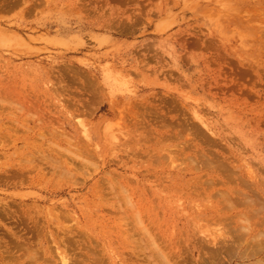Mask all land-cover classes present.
Here are the masks:
<instances>
[{"label": "rangeland", "instance_id": "374dc122", "mask_svg": "<svg viewBox=\"0 0 264 264\" xmlns=\"http://www.w3.org/2000/svg\"><path fill=\"white\" fill-rule=\"evenodd\" d=\"M263 204L264 0H0V264H222Z\"/></svg>", "mask_w": 264, "mask_h": 264}, {"label": "bare ground", "instance_id": "6f19581e", "mask_svg": "<svg viewBox=\"0 0 264 264\" xmlns=\"http://www.w3.org/2000/svg\"><path fill=\"white\" fill-rule=\"evenodd\" d=\"M84 89V88H83ZM87 90V89H86ZM137 111H139V110H137ZM130 113V112H129ZM120 114V113H119ZM122 114H124V113H122ZM122 114H121V116H122ZM137 114V113H136ZM131 115V114H130ZM129 115V116H130ZM134 116V115H133ZM139 116V115H138ZM131 117V116H130ZM140 117V116H139ZM141 119V118H140ZM128 120V119H127ZM134 122V121H133ZM141 123V122H140ZM135 124V123H134ZM147 125V124H146ZM125 126V125H124ZM162 126H164V125H162ZM146 127H148V126H146ZM131 128V127H130ZM133 128V127H132ZM134 129V128H133ZM147 129V128H146ZM145 131V130H144ZM139 132V131H138ZM149 132V131H148ZM159 132V131H158ZM130 135V134H129ZM165 136V135H164ZM128 140V139H127ZM149 142V141H148ZM140 146V145H139ZM127 148V147H126ZM142 148V147H141ZM96 150V149H95ZM94 150V151H95ZM74 151V150H73ZM72 152V151H71ZM84 152V151H83ZM132 152V151H131ZM76 153V152H75ZM82 153V152H81ZM130 153V152H129ZM139 153H140V151H139ZM138 153V154H139ZM83 154V153H82ZM88 155V154H87ZM91 155V154H90ZM89 156V155H88ZM222 156V155H221ZM84 157V156H83ZM92 157V156H91ZM52 159V158H51ZM54 159V158H53ZM85 159H86V157H85ZM89 160V159H88ZM155 160V159H154ZM61 161V160H60ZM64 161V160H63ZM68 161V160H67ZM92 161V160H91ZM54 162V161H53ZM80 162V161H79ZM85 162V161H84ZM221 162V161H220ZM83 163V162H82ZM222 163V162H221ZM220 163V164H221ZM82 165V164H81ZM219 165V161H218V164H217V166ZM59 166V165H58ZM86 166V165H85ZM207 166V165H206ZM225 167L226 165H222V167ZM78 167V166H77ZM84 167V166H83ZM87 167V166H86ZM208 167V166H207ZM224 167L222 168V170H221V173H222V171H223V169H224ZM215 168V167H214ZM53 169V168H52ZM247 169H248V167H247ZM252 169V168H251ZM55 170H57V169H55ZM78 171V170H77ZM40 172V171H39ZM224 172H226V171H223V173ZM230 172H232V171H230ZM229 172V176L231 175V173ZM248 172V171H247ZM252 172V171H251ZM20 173V172H19ZM218 173H219V171H218ZM254 173V172H253ZM58 174V173H57ZM62 175V174H61ZM223 175V174H222ZM226 175V174H225ZM227 175H228V171H227ZM225 176V177H228V176ZM43 177H44V175H43ZM65 177V176H64ZM211 177V176H210ZM222 177H224V175L222 176ZM231 177V176H230ZM244 177V176H243ZM41 178V177H40ZM219 178V177H218ZM254 178V177H253ZM232 181H234V178H230ZM250 179V178H249ZM35 180V179H34ZM213 180V179H212ZM211 179H209V180H207V182H211L212 181ZM225 180V179H224ZM242 180H244V179H242ZM248 180V179H247ZM177 181V180H176ZM214 181V180H213ZM223 180H219V182H222ZM226 181V180H225ZM260 181V180H259ZM206 182V183H207ZM228 182H230V181H228ZM208 183V186H210V184ZM215 183V182H214ZM223 183H225V182H223ZM223 183H221V184H223ZM232 183V182H231ZM242 183V182H241ZM33 184V183H32ZM122 184V183H121ZM203 184H205V183H203ZM212 184H213V182H212ZM216 184H217V182H216ZM226 184V183H225ZM250 184V183H249ZM255 184V183H254ZM205 185H207V184H205ZM214 185V184H213ZM234 185H235V183H234ZM195 186V185H194ZM214 186H216V185H214ZM124 187V186H123ZM173 188V187H172ZM178 188V187H177ZM217 187H215L214 189H216ZM205 189H207L208 191H209V188L207 187V188H205ZM219 189V188H218ZM254 190V189H253ZM219 191V193L220 194H222V189L221 190H218ZM131 192V191H130ZM207 192V191H206ZM214 192H216V191H214ZM208 193V192H207ZM210 193H213V192H210L209 191V194ZM218 193V192H217ZM223 194H224V192H223ZM228 194V193H227ZM227 194H225V196L227 195ZM116 195V194H115ZM230 195H231V193H230ZM119 196V195H118ZM102 198V197H101ZM121 198V197H120ZM223 197H222V195H221V199H222ZM242 199V198H241ZM246 199V201L248 200L247 198H245ZM147 201V200H146ZM250 201H252V200H250ZM248 202V203H252V202ZM241 202H243V203H247V202H244V201H241ZM149 203V202H148ZM259 203H261L260 201H259ZM258 203V204H259ZM229 204V203H228ZM221 205V204H220ZM227 205V204H226ZM248 205V204H247ZM216 206V205H215ZM221 206H223V205H221ZM260 206H264V204L263 205H260ZM146 207V206H145ZM230 207V206H229ZM259 207V206H258ZM211 208V207H210ZM261 208V207H260ZM209 209V208H208ZM232 209V208H231ZM218 210H220V208H218ZM14 211V210H13ZM213 211V210H212ZM231 211V210H230ZM257 211H259V208H258V210ZM228 212H229V209H228ZM214 213V212H213ZM233 213V212H232ZM235 213V212H234ZM242 213V212H241ZM217 214H219V213H217ZM221 214V213H220ZM223 215L225 214V213H222ZM239 214H240V212H239ZM138 216V215H137ZM219 216V215H218ZM229 216H231L230 214H229ZM124 217V216H123ZM216 218H217V216H215ZM225 217V216H224ZM231 217H235V216H231ZM239 218L238 219H240V218H245V216H242V215H239L238 216ZM90 218V217H89ZM145 218V217H144ZM147 218V217H146ZM203 218V217H202ZM207 218V217H206ZM210 217L208 216V219H209ZM212 218H214V216H212ZM211 218V219H212ZM215 218V219H216ZM121 219V218H120ZM200 219V218H199ZM220 219H224L223 217H220ZM227 219H228V217H227ZM247 219V218H246ZM246 219H244V220H246ZM249 219V218H248ZM201 220V219H200ZM218 220H219V217H218ZM217 220V221H218ZM226 220V219H225ZM212 221V220H211ZM243 221V220H242ZM249 221V220H248ZM250 222V221H249ZM130 223V222H129ZM241 223V222H240ZM246 223V222H245ZM252 224V223H251ZM258 224H259V222H258ZM123 225V224H122ZM223 225V224H222ZM221 225V226H222ZM238 225H240V226H238ZM250 225V224H249ZM249 225H243V224H238V221H236V224L235 225H233L232 227H230V232H231V234H232V236L235 238V240H234V242L233 243H236V242H238L240 239H242V241L241 242H238L239 243V246H236V250L235 249H233L234 248V246H226V249L228 248L229 250V252H228V255L226 256L228 259L227 260H225L222 264H233L235 261H237V263L236 264H264V238H262V236H264V230H259L258 232H256V234H254V231H256V230H253L252 229V232L253 233H250V234H245V231H244V233H243V229L244 228H249ZM263 225V224H262ZM151 227V226H150ZM218 227V226H217ZM153 228V227H152ZM207 228V227H206ZM212 228V227H211ZM64 229V228H63ZM130 229V228H129ZM214 229H216V228H214ZM222 229V228H221ZM255 229V228H254ZM76 230V229H75ZM208 230V229H207ZM217 230V229H216ZM218 230H220V229H218ZM40 231V230H39ZM47 232V231H46ZM66 232V231H65ZM207 232V231H206ZM217 231H215V233H216ZM247 232H248V230H247ZM261 232V233H260ZM25 233V232H24ZM39 233V232H38ZM220 232H218V234H219ZM43 234V233H42ZM217 234V235H218ZM221 234H222V232H221ZM224 234V233H223ZM222 234V235H223ZM74 235H76V234H74ZM212 235H216V234H212ZM216 235V236H217ZM220 235V234H219ZM130 236V235H129ZM216 236L214 237V240L211 238L210 240V243L209 244H212V246H208L207 244V247H208V252H209V258H207V263L209 262V263H211L212 261V256L214 255V254H217L218 252L220 253L221 252V250H222V247H221V249H220V245L222 244L220 241L221 240H219V239H217L216 238ZM221 236V235H220ZM236 236V237H235ZM157 237V236H156ZM155 237V238H156ZM204 237V236H203ZM262 239H261V238ZM67 238V237H66ZM209 238V237H208ZM65 239V238H64ZM159 239V238H158ZM217 239V240H216ZM163 241V240H162ZM207 241V240H206ZM69 242V241H68ZM161 242V241H160ZM208 242H209V240H208ZM220 242V243H219ZM230 242V241H229ZM228 242V243H229ZM206 243V242H205ZM220 244V245H218V246H216V245H213V244ZM237 243V244H238ZM25 246H27V245H25ZM65 246V245H64ZM204 246H205V244H204ZM213 246H214V248H213ZM9 247H11V246H9ZM132 247V246H131ZM225 247V246H224ZM201 248H202V246H201ZM205 248V247H204ZM19 250V249H18ZM17 250V251H18ZM34 250H36L35 248H34ZM69 250V249H68ZM67 250V251H68ZM233 250H235V252H233ZM222 251H224V249L222 250ZM35 252V251H34ZM163 252V251H162ZM161 252V254L160 255H162L161 257H166V254H164V253H162ZM237 252V253H236ZM27 253V252H26ZM65 253V252H64ZM142 253V252H141ZM232 253H235V254H232ZM39 254V253H38ZM133 254V253H132ZM139 254V253H138ZM144 254V253H143ZM155 254V253H154ZM173 254V253H172ZM171 254V255H172ZM206 254V253H205ZM227 254V253H226ZM35 255V254H34ZM33 255V256H34ZM169 255V254H168ZM221 256V255H220ZM14 257H15V255H14ZM72 257V256H71ZM214 257V256H213ZM224 257V256H223ZM60 259V258H59ZM172 259V258H171ZM224 259H225V257H224ZM166 261L168 260V259H165ZM70 259H69V257L67 256V254L65 253V254H63L62 253V255H61V262H62V264H70ZM138 261V260H137ZM146 261V260H145ZM205 261V260H204ZM32 262V261H31ZM159 262V261H158ZM168 263H170V261L168 260L167 261ZM178 262V261H177ZM181 262V261H180ZM203 262V261H202ZM97 263V262H96ZM153 263V262H152ZM52 264V263H51ZM146 264V263H145ZM165 264V263H164ZM172 264V263H171ZM177 264V263H176Z\"/></svg>", "mask_w": 264, "mask_h": 264}]
</instances>
